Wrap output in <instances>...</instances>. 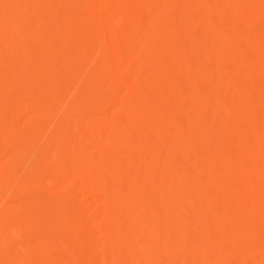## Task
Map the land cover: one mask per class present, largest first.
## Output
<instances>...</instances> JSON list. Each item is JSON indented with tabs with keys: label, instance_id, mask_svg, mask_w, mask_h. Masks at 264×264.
Instances as JSON below:
<instances>
[{
	"label": "bare ground",
	"instance_id": "6f19581e",
	"mask_svg": "<svg viewBox=\"0 0 264 264\" xmlns=\"http://www.w3.org/2000/svg\"><path fill=\"white\" fill-rule=\"evenodd\" d=\"M0 264H264V0H0Z\"/></svg>",
	"mask_w": 264,
	"mask_h": 264
}]
</instances>
